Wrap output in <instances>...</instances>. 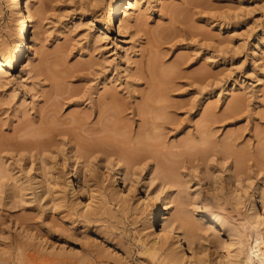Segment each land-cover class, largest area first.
<instances>
[{
  "label": "rangeland",
  "instance_id": "1",
  "mask_svg": "<svg viewBox=\"0 0 264 264\" xmlns=\"http://www.w3.org/2000/svg\"><path fill=\"white\" fill-rule=\"evenodd\" d=\"M32 3L38 27L21 66L0 79V264H172L146 250L158 228L144 221V191L168 195L164 217L197 225L194 264L221 251L197 192L252 243L243 218L259 185L264 202V0H151L121 34L118 13L105 38L91 0ZM9 26L0 0V41L10 43ZM115 165L136 189L125 203L105 178ZM228 168L244 185L235 206ZM68 174L91 178L78 202L94 216L70 198L55 207L53 179Z\"/></svg>",
  "mask_w": 264,
  "mask_h": 264
},
{
  "label": "bare ground",
  "instance_id": "2",
  "mask_svg": "<svg viewBox=\"0 0 264 264\" xmlns=\"http://www.w3.org/2000/svg\"><path fill=\"white\" fill-rule=\"evenodd\" d=\"M32 1L33 0H6L7 7L9 8V36L11 40L10 43H8L6 40L0 41V79L4 75L9 76L13 69L21 66L23 62V54L28 48L27 38L29 29H35L36 27H38V11L37 9H35ZM150 2L151 0H111L108 3V11L106 15L100 16V14H97V10L100 9L102 0H91V7L95 11L93 13V18L95 23L97 24L95 27L97 36L105 38L111 32V30L115 29V23L118 13L124 14L123 23L121 25H118L116 28L118 33L121 34V29L122 27L127 26L126 24L132 16L131 14H134L135 11H141V9L143 8H149ZM31 61L32 60L30 59V62ZM155 80L157 82H160V80H158L156 76ZM154 85L156 87L157 83H155ZM157 87L159 86L157 85ZM206 138H208V136H206ZM38 144H40V142ZM228 145L230 144H226L225 148H228ZM260 152L263 153V149H260ZM240 166H242V163ZM227 172L229 176L228 180L233 183L235 188L234 192L236 196L232 201L233 205H239L241 201L240 198L245 194L244 185L242 183V180L235 177L234 175L231 176L232 168H228ZM104 174L105 178H110L114 184L112 185L111 193L113 199H116L121 203H125L126 200H131L133 198L136 191L133 185V181H130L129 179L123 177V172L118 165H115L113 167L106 166ZM0 176H2L1 172ZM17 180L21 181V178L19 179L18 177ZM57 181L58 179H53V182L51 181L53 185L50 183V185H52V190L50 189L52 193L51 200L54 202L55 207H57L58 204L60 205L61 202H65L66 198H70V201L73 204L72 206H74V208L81 207L80 210L85 213L90 204L80 206L78 197L83 190H87V192H89V195H91L90 193L93 191L94 187V184L91 182V178L86 174H83L79 178L75 174L73 176L68 174L64 184L59 185ZM38 182L39 181L36 182L37 185L39 184ZM3 185L4 183H0V188ZM120 185H122L125 190L124 194L117 188V186ZM53 186H57L58 188H53ZM20 187L22 193L23 191L29 190V186H27V184H25V186L21 185ZM262 187L261 185H259L255 188L254 193L247 195L246 211H248L249 213L244 216L243 224L247 228L248 232L252 234L258 233L256 239L250 244L245 240V236L243 234L235 232L236 228L231 225L223 216H221L215 210L210 209V205L208 204L206 199L199 196L198 192L196 193L200 199V214H202V217L210 225L212 235L211 243L214 244L216 249L220 248L219 250H221L220 255L214 256L210 260V262H208L207 260V262H205V260L203 261L201 259L202 261L200 262V264H264V234L260 233L259 229L260 225L264 223V202L261 200L259 202V198L263 193ZM41 197L42 195L38 197V199H40ZM170 203L171 200H169L166 193L165 195H163V197L159 198L149 191H144V198L140 200L139 204L143 206H151L152 208L145 216L144 221L146 224H149L147 228H150L151 230L153 228H158V231L156 233L149 232V235H147L148 233L146 234L148 237H151L148 243L149 247H146V250L150 248L152 252L154 251L155 253L158 251H164L165 253L161 257L168 263L174 264L176 262L182 261L185 264H194L196 261L194 250L198 243L196 238V235L198 237V234L196 233L197 228L195 229V226L197 225L193 226L190 224L191 226H184V224L180 222L176 216L164 217L163 212L165 210L169 211ZM85 209L86 211H84ZM90 212L93 214V212L95 211L90 210ZM90 212L88 211L85 214L92 215L89 214ZM85 214H83L84 217L86 216ZM95 214H93V216ZM142 250L144 251L145 247ZM205 250L206 248L204 247L203 251ZM185 251L189 252L188 256H185ZM214 254L215 252H213V255ZM50 255L55 257L61 256L60 253H50ZM205 256L206 255L202 257L205 258Z\"/></svg>",
  "mask_w": 264,
  "mask_h": 264
}]
</instances>
